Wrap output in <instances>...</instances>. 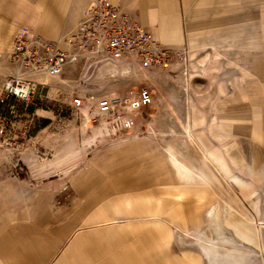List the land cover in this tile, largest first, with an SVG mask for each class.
Returning <instances> with one entry per match:
<instances>
[{
    "label": "rangeland",
    "instance_id": "1",
    "mask_svg": "<svg viewBox=\"0 0 264 264\" xmlns=\"http://www.w3.org/2000/svg\"><path fill=\"white\" fill-rule=\"evenodd\" d=\"M160 70L128 62H78L39 87L33 103L20 105L17 136L10 145L0 142V264L2 258L54 264L77 236V253L83 255L87 240L105 264H135L140 254L148 264L155 257L158 264H239L247 259L264 264V224L253 225L259 236L253 244L234 233V217L251 213L226 183L212 185L217 196L213 193L196 225L188 223L182 208L191 200L196 205L200 193H181L173 186L152 191V185L168 179L162 174L177 169L170 154H187L186 162L177 163L197 181L199 169L213 170L200 160L184 115L158 92L166 82L151 76ZM142 85L154 89V101L134 133L113 130L70 107L75 93H121ZM148 123L157 128H146ZM167 213L172 219L166 220ZM117 251L131 257L116 259Z\"/></svg>",
    "mask_w": 264,
    "mask_h": 264
},
{
    "label": "crops",
    "instance_id": "2",
    "mask_svg": "<svg viewBox=\"0 0 264 264\" xmlns=\"http://www.w3.org/2000/svg\"><path fill=\"white\" fill-rule=\"evenodd\" d=\"M90 1L0 0V84L12 66L7 53L18 29L57 38L83 18ZM109 1L126 11L159 43L187 45L189 49L186 75L180 70H160L151 77L157 83L166 82L161 89L157 88L158 92L173 103L177 113L184 115L183 125L193 136L202 155L200 160L212 165L213 170L199 169L197 181L189 168L177 163L186 162L187 154L183 158L170 154V161L177 159V169L162 174L168 179L152 185V191L173 186L181 193H200L196 205L189 200L183 202L182 208L188 223L196 225L204 218L201 215L213 193L217 196L212 185L217 181L226 183L237 203L251 213V217H234L237 219L233 221V231L242 241L255 243L259 236L255 235L253 225L264 224V0ZM147 116L145 110L144 117L134 120L125 132H136L140 120ZM146 128L157 127L148 123ZM141 189L136 188L138 194ZM167 214L166 220L172 219ZM78 238L70 239L54 264L106 263L92 251L93 244L87 240L83 243V255H79L75 249ZM115 257L131 256L117 251ZM135 257V264H148V258L141 254ZM1 263L36 264L12 258H2ZM150 264H158V259H151ZM239 264H249L248 259Z\"/></svg>",
    "mask_w": 264,
    "mask_h": 264
},
{
    "label": "built area",
    "instance_id": "3",
    "mask_svg": "<svg viewBox=\"0 0 264 264\" xmlns=\"http://www.w3.org/2000/svg\"><path fill=\"white\" fill-rule=\"evenodd\" d=\"M188 56L187 45L159 43L109 0H91L83 18L54 39L20 28L13 34L7 53L14 70L0 85V142L10 145L17 136L23 119L20 105L33 103L38 88L70 64L128 62L152 69L180 70L186 75ZM153 100L152 89L142 85L121 93H75L70 107L113 130L126 131L134 120L144 117Z\"/></svg>",
    "mask_w": 264,
    "mask_h": 264
},
{
    "label": "bare ground",
    "instance_id": "4",
    "mask_svg": "<svg viewBox=\"0 0 264 264\" xmlns=\"http://www.w3.org/2000/svg\"><path fill=\"white\" fill-rule=\"evenodd\" d=\"M253 217V216H252ZM212 218H213V216H212ZM213 220V219H212ZM215 220V219H214ZM256 223V222H255ZM223 224V223H222ZM208 246H209V244H208ZM211 246V245H210ZM215 246V245H214ZM212 248V247H211ZM216 249V248H215ZM226 249V248H225ZM213 250V249H212ZM218 250V249H217ZM237 251V250H236ZM214 252H215V250H214Z\"/></svg>",
    "mask_w": 264,
    "mask_h": 264
}]
</instances>
